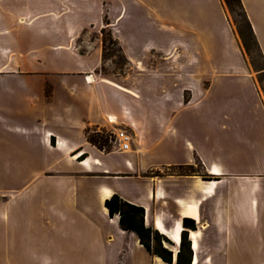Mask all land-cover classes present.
I'll use <instances>...</instances> for the list:
<instances>
[{"label":"crops","instance_id":"1","mask_svg":"<svg viewBox=\"0 0 264 264\" xmlns=\"http://www.w3.org/2000/svg\"><path fill=\"white\" fill-rule=\"evenodd\" d=\"M239 2L264 63V0ZM119 131L126 151L87 141ZM0 165V264H168L108 216L112 195L171 264L183 219L191 264H264V102L222 0H0Z\"/></svg>","mask_w":264,"mask_h":264},{"label":"trees","instance_id":"2","mask_svg":"<svg viewBox=\"0 0 264 264\" xmlns=\"http://www.w3.org/2000/svg\"><path fill=\"white\" fill-rule=\"evenodd\" d=\"M226 6L231 9L233 3H236L241 9L239 0H223ZM244 21L246 23L250 39L253 41L255 47L257 44L253 36L250 25L245 17L244 12L242 11ZM104 24H108L107 20L104 19ZM106 34V36H105ZM109 44L116 47V52L120 62L122 63V69L127 65V61L121 53L117 42L112 40L108 32L105 33V30H101V45H102V59L105 61L106 57L114 56V53H111ZM243 44L246 46V41L243 39ZM258 50V48H257ZM259 52V50H258ZM260 55V53H259ZM261 57V55H260ZM262 59V58H261ZM263 62V61H262ZM264 64V63H263ZM186 103V98H184ZM87 141L95 146L99 150H106L110 147L108 143V138L103 133H87ZM169 172L177 173L180 175L194 173L192 166L177 167L170 169ZM155 175H159L158 173ZM203 180H214L213 176H202ZM104 206L107 209L108 216L112 218L113 216H118V225L121 230L126 232H132L138 238L139 243L143 248L150 254L159 257L163 262L171 264L172 263V253L166 249L163 244H170V242L157 231L153 230L150 227L144 225V210L132 204H129L119 198L117 195H112L109 199L105 200ZM183 230L180 233V242L178 252L175 258V264H191L192 253L190 250V244L187 238L186 230H195V224L190 219L182 220Z\"/></svg>","mask_w":264,"mask_h":264},{"label":"rangeland","instance_id":"3","mask_svg":"<svg viewBox=\"0 0 264 264\" xmlns=\"http://www.w3.org/2000/svg\"><path fill=\"white\" fill-rule=\"evenodd\" d=\"M222 2L225 8V13L227 15L228 23L239 42L243 57L250 68V74L253 77L255 86L257 88V92L260 98L262 99V101L264 102V64L262 62V59L259 55L257 48L255 47L253 41L250 39L249 32L242 15V11L240 10V8L236 3H233L231 9H229L223 0ZM106 32L107 31H105V33ZM243 39H245L246 41L247 44L246 46L243 44ZM109 48L111 50V53H114V56L106 57L103 66L100 68L99 72L102 75L111 77L113 80H117L120 77V75L123 73V69H122L123 67L118 57V53L116 52V47L109 44ZM240 91L235 90V92L238 93H240ZM243 91L245 93V89ZM246 107L247 108L253 107L249 99L248 102L246 103ZM4 170H5V166L0 165V189L8 186V180L3 179ZM193 171L201 172L200 165L197 162L193 167Z\"/></svg>","mask_w":264,"mask_h":264},{"label":"built area","instance_id":"4","mask_svg":"<svg viewBox=\"0 0 264 264\" xmlns=\"http://www.w3.org/2000/svg\"><path fill=\"white\" fill-rule=\"evenodd\" d=\"M85 80L88 81L87 78H85ZM108 122L114 124L113 120L108 119ZM104 135L108 138V143L110 145H116L122 151L128 150L130 137L126 132L119 131L116 134L104 133Z\"/></svg>","mask_w":264,"mask_h":264},{"label":"bare ground","instance_id":"5","mask_svg":"<svg viewBox=\"0 0 264 264\" xmlns=\"http://www.w3.org/2000/svg\"><path fill=\"white\" fill-rule=\"evenodd\" d=\"M90 80V79H89ZM112 122V121H111ZM177 244H179L180 241H178V239L176 240Z\"/></svg>","mask_w":264,"mask_h":264}]
</instances>
